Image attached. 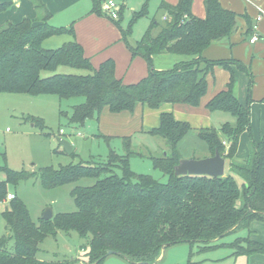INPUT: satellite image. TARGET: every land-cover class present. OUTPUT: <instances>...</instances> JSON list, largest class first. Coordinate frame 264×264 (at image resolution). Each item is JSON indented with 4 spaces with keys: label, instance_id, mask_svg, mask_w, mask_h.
Segmentation results:
<instances>
[{
    "label": "trees",
    "instance_id": "1",
    "mask_svg": "<svg viewBox=\"0 0 264 264\" xmlns=\"http://www.w3.org/2000/svg\"><path fill=\"white\" fill-rule=\"evenodd\" d=\"M32 1L40 14L38 17H25L17 23L8 21L0 26V94H53L60 100L84 97V101L72 106L70 116L71 123L84 126L88 120L99 121L105 108L113 113H132L138 104L150 109H159L165 103L199 107L208 92V75L213 76L215 68L221 66L229 71V82L206 107L216 119L225 113L233 120L225 121L220 130L211 127L197 132L208 148L207 156L219 151L229 161L230 171L243 182L226 173L220 177L176 176L174 167L184 158L179 144L196 129L189 121L164 111L159 125L145 132L162 137L169 147L161 156H149L153 166L168 175L166 182L132 169L130 159L144 154L133 150L132 136H123L125 154L111 149L105 164L42 167L40 181L46 189L84 177L96 181L71 190L76 211L57 213L50 220L41 217L34 222L22 199L16 194L13 199L7 198L9 184L28 179L29 173L3 167L6 178L0 180V202L6 204L2 215L8 234L0 242V264H69L68 260L50 263L38 258L40 244L59 231L76 232L85 240L84 257L73 259L71 264H101L109 249L118 251L130 262L152 264L159 262L170 244L212 242L242 227L249 228L254 221H264V137L252 140V149L245 161L236 158L241 135L251 130L250 104L255 82L251 66L234 57L212 60L204 56V51L213 43L227 41L229 46L233 45L231 37L239 28L240 14L223 6L220 0H205L206 16L200 18L192 12L194 0H179L175 5L160 0L149 27L134 44L128 41L129 34L120 20L112 19L132 54L144 58L150 68L149 74L138 82L125 83L116 75L114 59L94 65L74 37V26H52L48 22L52 13L46 4L42 0ZM103 1L92 0L91 11L103 15ZM10 6L11 1L0 2V12ZM143 8L148 10L147 4ZM121 12L122 7L119 18ZM158 12L167 14L164 23L156 18ZM244 17L245 34H250L254 30L252 22L247 15ZM135 23L129 26L132 28ZM61 35L74 38L56 48L43 45L46 39ZM162 53L189 58L170 69H156L154 58ZM233 65L248 75L246 104L235 93ZM62 66L82 69L85 73L58 72ZM43 71L51 74L44 76ZM7 238L14 239L13 250L6 247ZM228 245L235 249V255L264 253V242L250 237Z\"/></svg>",
    "mask_w": 264,
    "mask_h": 264
},
{
    "label": "rangeland",
    "instance_id": "2",
    "mask_svg": "<svg viewBox=\"0 0 264 264\" xmlns=\"http://www.w3.org/2000/svg\"><path fill=\"white\" fill-rule=\"evenodd\" d=\"M105 1H103V4ZM146 1L115 0L122 7L121 16L117 20H120L121 26L129 34L127 39L131 44L141 39L149 27L151 18L157 12V5L160 0H150L148 4L149 10L142 7ZM234 1L243 7L247 6L252 12L255 9L254 20L260 14L258 7L253 1ZM123 4H126V7ZM134 9L135 11H133ZM163 14V12H158L156 15V18L161 23H164ZM139 17L143 18L135 23V20ZM131 22L135 23L132 28L129 26ZM254 23L256 22L254 21ZM50 24L57 27V25ZM263 28V21L259 22L257 30L254 29L253 35L256 31L258 33L264 32ZM235 34L233 38L234 41H237L235 51L241 56V60L245 64L251 66L254 75L253 96V91L256 90L257 93H260L264 90V79L256 78V68L260 65V62L256 59L254 61L250 59L252 51L249 39L245 38L247 34H244V36H241L240 33L238 35L237 33ZM69 39L72 40L71 35L53 36L46 39L43 45L47 48H56L69 41ZM60 42L62 44L58 45ZM259 45L260 43L256 46L258 47ZM232 56L234 55L232 54ZM188 58L187 56L162 53L155 57L154 67L156 69H170L176 63L188 60ZM58 72L85 73V70L62 66ZM42 74L47 76L51 72L43 71ZM239 80L240 78L236 77L235 93L238 98H241ZM82 101H84V97L60 100L58 96L53 94L30 95L12 92L0 94V180L6 178L5 172L2 171L3 167L29 173L30 177L28 179H23L18 184H9V190L24 201L34 222L40 220L47 208H51L54 215L76 211L77 206L71 195V190L75 186H89L96 181V179L84 177L76 182L46 189L40 181L42 167L53 166L59 168L68 164L80 163L102 165L108 162L111 149L117 154H125L123 136L110 135L105 138L108 136L105 135L108 129L105 128L107 126H102V118L99 121L95 119L88 120L84 126L71 123L72 106ZM220 114L223 115V122L233 120L229 114ZM154 115V113L149 116L144 114V124H147L149 117ZM187 119H197L203 125L204 118L202 117L189 116ZM61 129L65 132L61 133ZM59 138L69 141L74 146L73 152L67 153L64 146L59 143ZM249 141H251L248 143L249 152L245 157L239 158L240 162L245 161L251 152L252 140L249 138ZM132 148L134 151L144 154V157L138 156L130 159L131 167L135 172L152 175L161 182L168 181V175L155 168L149 157L151 154L161 156L169 149L162 137L138 131L132 136ZM179 149L184 158H201L209 155L205 143L198 137L197 129L183 138L179 144ZM117 171L120 172L119 170ZM225 173L233 175L242 184L243 179L236 173L228 169ZM5 206V203L0 202V242L8 234L6 221L2 215ZM258 223L254 221L249 228L242 227L212 242L195 241L170 244L163 251L159 262L152 264H264V253L255 252L249 256L244 254L235 255L233 254L235 249L228 245L237 239L245 240L247 237L264 242V225H262L263 223L261 225ZM84 241L76 232L67 234L64 231H59L56 236H48L40 244L38 258L50 263L68 260L69 264H71L73 259L84 257ZM6 247L9 250H13L14 239L7 238ZM81 264L89 263L82 262ZM101 264L142 263H133L122 255L112 254L107 256Z\"/></svg>",
    "mask_w": 264,
    "mask_h": 264
},
{
    "label": "crops",
    "instance_id": "3",
    "mask_svg": "<svg viewBox=\"0 0 264 264\" xmlns=\"http://www.w3.org/2000/svg\"><path fill=\"white\" fill-rule=\"evenodd\" d=\"M5 1H11V6L7 10L0 12V26L8 21L17 23L25 17L36 18L40 15L35 6V3L32 0H0V2ZM42 1L46 4L49 11L52 13L51 17L48 20L49 23L57 25V27H71L72 25L74 26V37L83 45L85 54L91 58L94 65L98 66L104 60L109 58L114 59L116 63V75L125 83L138 82L140 79L149 74V64L141 56L132 54L120 28L113 22V20L105 16V13L103 15H98L91 11L93 7L92 0ZM166 1L173 5L179 2V0ZM220 1L226 8L234 10L238 14H240L239 28L235 32L237 33V35L238 33H240L241 36H244V34L246 33L247 22L244 15H247L250 18L253 28L255 25H258V23L262 21L264 27V18L259 22H257V18L254 20L255 9H253L252 12L247 8V6L243 7L234 0ZM248 1H253L256 6L261 5L264 8V0ZM149 2L150 0H147L144 5L147 4L148 7ZM159 4L160 1L158 2L157 7L159 6ZM123 6L126 7V4H123ZM133 11H135V9ZM192 12L195 16L204 18L206 16L205 0H194ZM162 18L163 20H166L167 14L164 13L162 15ZM254 21L256 23H254ZM253 32L254 30L250 34H247L245 38L247 40L249 39L250 42V49L252 51L250 55L251 61H254V59H256L258 60V62H260V65H258V67L256 68V78L264 79V32L258 33L256 31V33L258 34V40L252 43L251 38L253 37ZM235 35H232L231 37V42L233 43L232 46H229V42L227 41L213 43L204 51V56L208 59H223L231 58V55L233 54L234 56L232 57L241 60V56L235 51V49L237 48L235 46L237 41L233 40ZM74 37L72 36V39ZM62 42L58 43V45L62 44ZM258 43H260V45L257 47L256 45ZM229 47L230 49L228 50ZM256 47L258 48V50H256ZM232 49L234 52L232 51ZM232 67L235 71V76L240 78L239 88L241 98H239V100L241 101V103L246 104L248 97L249 78L245 73H243V71L237 69L235 65H233ZM229 77L230 73L227 69L221 66H217L215 68L214 75H208V92L202 99L201 105L199 107H193L187 104L165 103L159 109H150L149 107H147V105L138 104L135 111L132 113L128 111L113 113L108 108H105L101 114V124L103 127L107 126L105 128L108 129L105 135L133 136V134L137 133L138 131H148L149 129L159 125L160 114L164 111L173 112L175 117L179 120L189 121L192 127L195 129L215 127L220 130L221 125L224 123V118L219 117V119H216L215 117H213L209 109L206 107V104L216 94L226 88L227 83L229 82ZM253 92V101L250 104L251 130L245 131L240 137L239 147L236 154L237 160H239L240 157H245L249 152L248 143L251 142L249 141V138L250 140L258 141L264 137V90H262L260 93H257L256 90ZM151 113H154L155 115L153 117H149L147 124H144V114L149 116ZM189 116L204 118L203 125H201L200 122L197 121V119H187V117ZM219 133L220 135L222 134L220 131ZM221 137L223 141H226L223 135H221ZM227 169L230 171L229 161L226 159V171ZM256 222H259L258 224L260 225L263 223L262 225H264V221Z\"/></svg>",
    "mask_w": 264,
    "mask_h": 264
},
{
    "label": "water",
    "instance_id": "4",
    "mask_svg": "<svg viewBox=\"0 0 264 264\" xmlns=\"http://www.w3.org/2000/svg\"><path fill=\"white\" fill-rule=\"evenodd\" d=\"M59 143L64 146L67 153H71L74 150V146L66 139L59 138ZM226 171V158L221 155L219 151L212 156L204 158H182L179 163L174 167V174L176 176L181 175H208L211 177H220L225 174ZM54 216V212L51 208H47L44 211L42 219L50 220ZM112 254H120L118 251L109 249L106 256ZM147 264V262H140Z\"/></svg>",
    "mask_w": 264,
    "mask_h": 264
},
{
    "label": "built area",
    "instance_id": "5",
    "mask_svg": "<svg viewBox=\"0 0 264 264\" xmlns=\"http://www.w3.org/2000/svg\"><path fill=\"white\" fill-rule=\"evenodd\" d=\"M259 9V15L257 16V22L261 21L264 18V8L261 5L257 6ZM120 5H118L115 0H106L105 3L102 5V10L104 13H106V16L110 17L111 19H118L119 18V10ZM255 29H257V25L254 26ZM258 40V34L255 33L253 37L251 38V42L254 43ZM61 133H64L65 131L63 129L60 130ZM15 197L14 193H9L7 198L13 199Z\"/></svg>",
    "mask_w": 264,
    "mask_h": 264
},
{
    "label": "bare ground",
    "instance_id": "6",
    "mask_svg": "<svg viewBox=\"0 0 264 264\" xmlns=\"http://www.w3.org/2000/svg\"><path fill=\"white\" fill-rule=\"evenodd\" d=\"M117 20V19H116Z\"/></svg>",
    "mask_w": 264,
    "mask_h": 264
}]
</instances>
